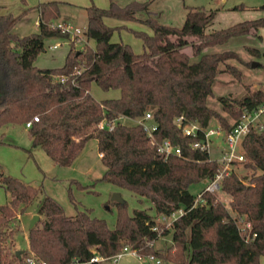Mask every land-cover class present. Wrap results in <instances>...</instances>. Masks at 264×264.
Segmentation results:
<instances>
[{
    "label": "trees",
    "instance_id": "16d2710c",
    "mask_svg": "<svg viewBox=\"0 0 264 264\" xmlns=\"http://www.w3.org/2000/svg\"><path fill=\"white\" fill-rule=\"evenodd\" d=\"M153 1L119 5L109 0L106 7L86 6L82 30L85 38L95 41L94 47H75V38L51 25L60 16L56 0L35 5L38 31L25 35L16 34L13 26L26 10L0 13V125L32 120L27 131L31 145L40 146L62 166L70 165L85 143L95 139L105 166L99 180L132 190L154 209L152 214L146 208H134L128 214L120 197L115 200L117 215L110 227L88 208L68 215L54 197L44 195L37 208L43 219L29 228L28 246L16 247L19 214L40 189L4 173L0 165V185L10 196L8 202L0 203V264H26L30 253L47 264H69L89 259L92 248L106 257L123 246L141 256L180 264H260L259 257L264 255V129L251 128L240 142L241 161L251 173L239 175L231 169L220 180L219 189L229 195L227 204L217 198L216 191H203L202 201H195L189 186L211 179L219 163L205 148L191 145L203 140V132L185 135L174 118L182 115L204 128L215 118L227 133L245 111L264 102V87L247 85L239 97L219 96L230 121L207 105L221 73L241 76L229 62L239 56L224 48L228 40L249 32L261 38L257 30L264 27V15L207 31L214 9L189 7L183 24L175 26L152 16L149 5ZM139 11L147 13L141 22L152 31L132 30L143 46L135 52L128 43L111 41L114 28L125 25L112 26L105 19L138 20ZM49 37L67 39L69 47L61 65L39 67L34 60ZM251 51L256 57L261 54L257 48ZM91 82L103 90L118 89L119 95L98 100L90 93ZM146 112L156 125L155 138H169L180 147V155L164 157L156 150L139 122ZM34 116L38 119L33 120ZM121 117L137 122L125 123ZM241 161L234 160L231 166ZM178 210L181 213L168 226L158 219ZM168 233L170 244L164 250L154 248V241Z\"/></svg>",
    "mask_w": 264,
    "mask_h": 264
},
{
    "label": "rangeland",
    "instance_id": "374dc122",
    "mask_svg": "<svg viewBox=\"0 0 264 264\" xmlns=\"http://www.w3.org/2000/svg\"><path fill=\"white\" fill-rule=\"evenodd\" d=\"M7 10L13 14L20 13L24 7H28L20 19L16 22V29L20 35L36 30L35 5L38 2L48 0H0ZM59 2L60 15L68 18V24L72 27H79L81 32L75 38V47H82L88 44L95 46L92 38H85L83 28L86 21L85 7L95 4L106 7L109 0H56ZM119 5H124L132 0H114ZM141 1V0H140ZM203 6L206 9H214L215 16L211 23L214 28H222L236 22L257 17L264 14V0H154L149 9L153 17L160 23L181 26L184 22V12L189 7ZM142 18L138 20H120L114 17H107L105 22L109 25H125L114 28L111 34V41H123L130 44L133 51L143 50L142 41L133 33V29L145 30L151 33V28L141 22L147 15L144 11H139ZM64 17V16H63ZM59 22L58 19L52 23ZM62 22V21H60ZM214 28L207 27V31ZM257 32L262 35L260 39L256 34L233 36L224 47L235 51L239 59H229L241 73L240 78H235L228 73H221L213 84V93L207 98V105L213 108L220 115L231 120L228 114L221 108L219 96L230 95L239 97L245 92V86L251 89L264 87V27ZM69 37L71 34L69 33ZM58 41L55 48L48 47L49 44ZM193 41H197L193 39ZM69 47L67 39L49 37L45 39L44 50L35 58V62L42 66H57L63 63L65 53ZM257 48L261 52L256 57L251 52V48ZM191 47H186V51L191 54ZM256 61L260 64L252 66ZM90 93L96 99H104L119 95L118 89L103 90L95 82L90 83ZM264 125V114L260 116ZM125 123H135L137 119L121 117ZM211 125L218 124L215 118L210 120ZM28 128L24 124L7 123L0 125V165L4 173H8L18 179L39 187L42 196L50 195L54 197L63 207L66 214L75 213L76 209L88 208L92 215L104 218L110 227H113L117 215V203L112 199V195L117 193L126 202V212L131 214L134 208H146L149 213H154L151 204L144 198H140L132 190L113 184L108 181L99 180L105 170L104 164L100 160L97 150L96 140L89 139L82 150L74 158L70 165L62 166L54 163L40 146H32L28 135ZM209 141L210 158H219L221 150L225 144L222 136H211ZM231 169L239 175L250 174L251 170L243 166V161L235 162ZM205 182L200 181L189 186V191L197 195L203 189ZM69 191L72 198L69 196ZM217 198L222 202H228L229 195L222 190L215 192ZM8 193L0 185V202H6ZM6 195V196H5ZM37 202H33L22 214L21 232L17 237L16 247L26 244L25 231L29 228L31 216L29 212L36 210ZM233 213V212H232ZM171 242V233L161 235L153 243L156 249L164 250ZM104 261V262H103ZM100 262V261H99ZM103 264H112L110 260H102ZM165 263L180 264L173 261H163ZM117 264H147L140 261L136 255L124 253Z\"/></svg>",
    "mask_w": 264,
    "mask_h": 264
},
{
    "label": "built area",
    "instance_id": "2783aa9c",
    "mask_svg": "<svg viewBox=\"0 0 264 264\" xmlns=\"http://www.w3.org/2000/svg\"><path fill=\"white\" fill-rule=\"evenodd\" d=\"M52 26H58L62 31H67L71 34V37L77 36L81 29L77 27H72L69 24L64 23H51ZM66 77L64 75L60 76V80L64 81ZM264 114V102L261 103L256 109L252 111H245L241 118L235 123V125L227 132L223 133L220 126L209 125L206 128L198 125L195 122L186 121L182 115L176 116L174 118L175 124L181 129L182 133L185 135H196L197 131L200 130L203 132V140L192 142V146L195 148H205L209 153V141L211 136H222L223 142L225 144L224 149L221 150V155L219 158H215L219 167L215 175L209 179L204 180L205 185L201 191L196 195L195 201H202L201 193L203 191L214 192L219 190L220 188V180L222 176L228 173L231 170L232 161H241L244 160L243 153L240 149V142L243 136L253 127L261 130L264 129V125L260 120V116ZM151 115L149 112H146L142 119L139 122L142 124L143 129L145 130L147 136L150 141L155 144L156 150L161 153L164 157L169 154L180 155V147L178 145H174L169 138H164L161 140H157L154 136L153 131L156 129V125L154 122L150 121ZM38 117L34 116L33 120H37ZM32 120H28L24 123L25 127H29L31 125ZM101 156V153H99ZM181 213V210L174 211L170 215H160L158 219L164 223L166 226L170 225L171 221L177 217V215ZM248 225V223H246ZM92 255L86 261H78L73 260L69 264H95L104 259H108L112 264H117L118 259L124 253H133L138 258H146L148 260L154 261V263L159 264L161 261L157 258H154L152 255L141 256L137 254V252L127 246H123L121 250L118 252L111 254L109 256H101L95 248L91 250ZM26 264H47L46 261L34 256L32 253L26 255L24 259Z\"/></svg>",
    "mask_w": 264,
    "mask_h": 264
},
{
    "label": "crops",
    "instance_id": "0c3cea01",
    "mask_svg": "<svg viewBox=\"0 0 264 264\" xmlns=\"http://www.w3.org/2000/svg\"><path fill=\"white\" fill-rule=\"evenodd\" d=\"M35 8V7H34ZM28 9H29V6L28 7H24V8H22V10H20V12L21 11H23V10H26V11H28ZM35 10V12H36V18H35V23H36V30L35 31H38V22H39V15H38V10L35 8L34 9ZM186 11L187 10H185V12H184V16H185V14H186ZM0 13H12V12H10L9 10H7V7L5 6V5H3V3L0 1ZM13 14V13H12ZM264 14H262V15H259V16H263ZM64 16V17H63ZM215 16V15H214ZM258 17V16H257ZM136 18L137 19H139V18H142V16L141 15H139L138 14V12L136 13ZM255 18V17H254ZM58 21L59 22H57V23H64V24H68L69 22H68V18H67V16H65V15H60L58 18ZM60 21H62V22H60ZM15 25H16V23H15ZM15 25L13 26V31L16 33V34H18V35H20L19 33H18V30L16 29V27H15ZM210 27L211 28H214V27H212L211 25H210ZM214 29H217V28H214ZM259 29H262V27H260ZM31 32H34V31H31ZM30 33V32H29ZM28 34V33H27ZM25 35V34H24ZM260 35H261V33H260ZM261 38H262V35H261ZM260 38V39H261ZM60 39H62V38H60ZM64 40H66V39H64ZM58 46V41H55L54 43H52V44H49V46L48 47H50V48H55V47H57ZM34 63L37 65V66H39V67H52L51 65L50 66H42V65H40V64H38V63H36L35 62V60H34ZM61 65V64H60ZM57 66H59V65H57ZM116 97V96H115ZM8 195V194H7ZM6 196V195H5ZM10 197V196H9ZM43 196H42V192L40 191V193L35 197V199L31 202V203H29L27 206H26V209L35 201V202H37V207H36V210H31L30 212H29V217L31 216H33L34 214H37L38 215V219H43V215H41V214H38L37 213V208H38V204H39V201L41 200V198H42ZM9 201V198H7V200H6V202H8ZM6 202H3V203H6ZM0 203H2V202H0ZM25 209V210H26ZM24 210V211H25ZM23 213H25V212H23ZM23 213H21V214H19V219H20V224H21V217H22V214ZM74 213H71V214H68V215H73ZM34 225V224H33ZM29 228H30V225H29ZM29 228L25 231V239H26V244H25V246H22V248H26L27 246H28V230H29ZM157 240V239H156ZM155 240V241H156ZM154 241V242H155ZM131 254H133V253H131ZM135 255V254H134ZM138 258V257H137ZM140 261H142V262H146L147 264H151V263H154V261H152V260H148V259H146V258H138ZM104 262V261H103ZM103 262L102 261H100V262H98L97 264H103ZM163 262H161V263H159V264H162ZM259 263L260 264H264V255H261L260 257H259ZM165 264H174V263H165Z\"/></svg>",
    "mask_w": 264,
    "mask_h": 264
},
{
    "label": "water",
    "instance_id": "95a60500",
    "mask_svg": "<svg viewBox=\"0 0 264 264\" xmlns=\"http://www.w3.org/2000/svg\"><path fill=\"white\" fill-rule=\"evenodd\" d=\"M257 64H258V62H256V61H253V62L251 63L252 66H256ZM112 199H113V200H119V199H120V195L117 194V193H114V194L112 195ZM37 219H38V215H37V214H34V215L31 217V220H30V227L33 226V224L37 221ZM20 252H21V250H19V249H17V250L15 251V253H16L17 255H19ZM151 264H156V263H151Z\"/></svg>",
    "mask_w": 264,
    "mask_h": 264
}]
</instances>
